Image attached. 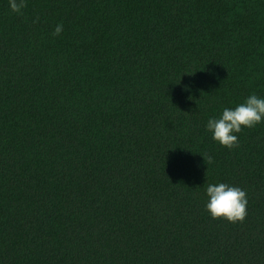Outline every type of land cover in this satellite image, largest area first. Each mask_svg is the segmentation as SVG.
Masks as SVG:
<instances>
[{
    "label": "trees",
    "instance_id": "obj_1",
    "mask_svg": "<svg viewBox=\"0 0 264 264\" xmlns=\"http://www.w3.org/2000/svg\"><path fill=\"white\" fill-rule=\"evenodd\" d=\"M253 92L264 0H0V264H264V122L206 129Z\"/></svg>",
    "mask_w": 264,
    "mask_h": 264
},
{
    "label": "clouds",
    "instance_id": "obj_2",
    "mask_svg": "<svg viewBox=\"0 0 264 264\" xmlns=\"http://www.w3.org/2000/svg\"><path fill=\"white\" fill-rule=\"evenodd\" d=\"M25 0H8L12 11L19 12ZM63 25L57 24L53 36L60 35ZM264 122V96L255 92L246 96L234 107H224L217 116H210L206 129L212 139L229 149L238 145L237 133L243 128H252ZM205 158V157H204ZM211 160V157H208ZM205 209L212 218H222L230 222L243 221L247 215L248 198L240 186L226 182H205Z\"/></svg>",
    "mask_w": 264,
    "mask_h": 264
}]
</instances>
